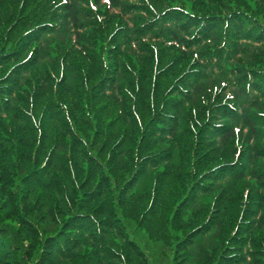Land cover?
<instances>
[{
	"label": "trees",
	"instance_id": "16d2710c",
	"mask_svg": "<svg viewBox=\"0 0 264 264\" xmlns=\"http://www.w3.org/2000/svg\"><path fill=\"white\" fill-rule=\"evenodd\" d=\"M234 2L0 0V264H153L123 219L156 214L171 264H264V0Z\"/></svg>",
	"mask_w": 264,
	"mask_h": 264
},
{
	"label": "rangeland",
	"instance_id": "374dc122",
	"mask_svg": "<svg viewBox=\"0 0 264 264\" xmlns=\"http://www.w3.org/2000/svg\"><path fill=\"white\" fill-rule=\"evenodd\" d=\"M220 3H230L232 6H236V2L238 1V4L240 7L245 8V4H247L251 10H253L254 5H258L255 0H219ZM102 0H88V5L90 4H101ZM54 125V124H53ZM130 175L129 171L126 172L125 176H123V180H125ZM122 180V181H123ZM128 185L127 182L123 184V186ZM176 198V195L174 196ZM160 214L154 215V217L150 220H146L144 222V217L137 220L136 217H130L129 220L123 219L124 226L127 228V232L129 236L131 237L130 243L132 244H139L140 248L142 249V253L146 255L148 259H151L153 261V264H171V261L173 258L167 257L163 252L168 251V249L171 247L172 243H174L177 239H181L184 237L186 231L185 230H179L174 229L172 226L167 227V229H170L164 232L165 223L168 219L162 220V217L159 216ZM187 217L184 218V220ZM186 221V220H185ZM176 237V238H175ZM207 237H205L203 240H201L197 245V252L199 255L207 256L209 253L207 249L202 247V244H204V241ZM186 239V238H184ZM208 241V239H207ZM164 243L168 244L167 249H163ZM208 246V245H207ZM163 251V252H162ZM121 253L122 258L126 261L128 259L127 253H126V247H122ZM130 261H127L128 264ZM134 262V261H132ZM139 263V262H137ZM134 264V263H129ZM181 264V263H180ZM187 264H198L197 262H188Z\"/></svg>",
	"mask_w": 264,
	"mask_h": 264
}]
</instances>
